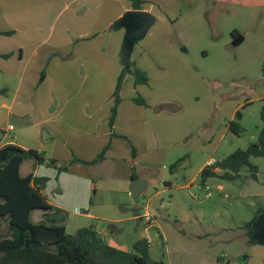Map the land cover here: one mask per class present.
Wrapping results in <instances>:
<instances>
[{"label": "rangeland", "instance_id": "rangeland-1", "mask_svg": "<svg viewBox=\"0 0 264 264\" xmlns=\"http://www.w3.org/2000/svg\"><path fill=\"white\" fill-rule=\"evenodd\" d=\"M66 1L0 0V28L7 20L10 25L16 23L14 17L22 16L29 23L34 15L40 18L41 28L33 23L37 30L49 33L55 15L62 11L64 15L56 27L65 26L61 22L66 14L70 16L62 10ZM175 1L144 0L141 4L140 9L152 13L155 22L135 43L129 61L145 72L148 82L135 84L134 75L127 73L120 92L125 100L139 96L146 101L145 113L153 117L147 121L156 132L151 144L147 149H136L127 137L125 141L112 139L116 147L109 154L104 152L103 158L95 162L80 161L84 171L73 167L65 176L61 173L77 162L76 157L62 166L41 164L38 174L47 178L44 195L52 203L65 205L62 215L67 234L92 226L107 242L125 251H131L136 240L146 238L152 261L264 264V246L250 241L246 226L254 212L264 208V193L242 194L249 178L264 186V157L250 158L257 167L254 177L244 169L238 178L229 180L221 177L223 170L215 169L216 175L204 182L210 187L209 198L204 197L200 181L201 169L210 157L222 160L235 149L245 148L262 128L259 111L264 100V0ZM19 2L24 5H12ZM110 2L114 5L105 6V21L93 26L90 35L69 40L71 49L97 45L96 52L106 57V65H112L115 58L122 66L119 51L124 29L113 30L111 25L119 18L115 17L117 12L132 4L130 0H104V4ZM80 26L82 20L77 29ZM71 29L75 31L73 26ZM234 31L243 38L236 45L232 44ZM86 76L95 78L97 73L91 68ZM116 81L117 76L106 74L103 86L98 88L108 96ZM4 86L2 94L8 87ZM45 88L47 93H55L53 85ZM85 90L83 84L73 100L81 98ZM133 119L136 129L142 126V118ZM230 121L241 127L239 135L228 129ZM7 122L19 126L17 118ZM108 143L110 150L113 143ZM126 151L127 159L118 157ZM131 151L136 156L150 154V158H139L138 165H132ZM30 162L32 158L27 159ZM141 170L148 175L147 184L136 204L129 193V178L140 176ZM165 181L171 185L166 186ZM144 205L152 216L149 223L142 217ZM46 214V210L34 209L30 220L47 223ZM4 221L0 218V235L8 233Z\"/></svg>", "mask_w": 264, "mask_h": 264}, {"label": "crops", "instance_id": "crops-1", "mask_svg": "<svg viewBox=\"0 0 264 264\" xmlns=\"http://www.w3.org/2000/svg\"><path fill=\"white\" fill-rule=\"evenodd\" d=\"M174 3H176L175 0ZM12 5L22 7L24 3H12ZM62 5H64L62 10L65 14L68 12L70 16L66 14L61 22L65 26L59 24L56 27L64 13L62 11L55 15L54 21L50 24L49 33L37 30L33 23L40 27V18L34 15L28 19L29 23H25L27 20H22V16L14 17L13 21L16 23L10 25L7 20L0 28V90L4 89V85L8 86L5 94L0 93V130H2L0 146L11 143L23 149H35L45 158L54 159L60 165L66 164L65 162L73 160L74 157L80 161L90 162L109 141L113 143V148L107 149L105 151L107 153L116 147L114 140L125 141V137L136 149L139 147L147 149V145L153 140V135H156L153 124L147 121V119L152 120L153 117L145 113L148 107L135 103L132 97L129 98L130 100L121 98L118 103L113 122L115 136L110 138L108 118L113 91L111 88L106 96L101 93L98 86H103L106 74L112 73L118 76L122 66L115 61V58L112 60V65H106V57L96 52L97 45L83 48L74 46L71 49L72 40L69 38L73 37L74 40L90 35L93 26L96 27L98 22L105 21V6L114 4L112 2L104 4V0H67ZM128 9L133 8L128 5L118 11L115 17H120L121 13ZM81 20L82 26L77 29ZM72 26L75 31L71 29ZM94 33H98V30L92 32V35ZM91 68L93 73H97L95 78L86 76V71ZM42 71L44 77L39 81ZM83 84H86L85 93L76 101L73 100L78 98ZM47 85H53L52 91L55 93H47L45 88ZM94 87L95 89L91 92L90 88ZM73 101L75 104L70 106ZM160 104L164 105L161 102ZM160 112L162 110L156 113V117L161 115ZM137 116L143 119V123L136 129L137 124L132 118ZM11 117L19 120V126H13L7 122ZM1 118H4L6 122H2ZM126 119L130 123L124 124ZM10 125L12 129L9 130ZM160 137L161 134L157 142ZM130 155L129 161L132 165H138L139 158L148 160L150 158V154L136 156L132 151ZM118 157L127 159L128 152ZM27 159L19 168L20 174L31 173L34 177H43L38 174L42 165L33 158V162L27 163ZM80 161L75 162L68 171L61 174L69 175L67 173L71 172L73 167L83 172L84 170L81 169L83 164ZM23 166H26V171L21 173ZM140 173L141 175L135 178L147 180V173L144 174L142 170ZM163 183L166 186L171 185L169 181ZM44 189L45 187L41 189L42 195H44ZM44 197L51 205V209L46 210V216L49 219L47 224H63L65 216L62 215V209L65 205L52 203L45 195ZM254 215L255 212L252 218ZM112 245L116 246L114 243Z\"/></svg>", "mask_w": 264, "mask_h": 264}, {"label": "trees", "instance_id": "trees-1", "mask_svg": "<svg viewBox=\"0 0 264 264\" xmlns=\"http://www.w3.org/2000/svg\"><path fill=\"white\" fill-rule=\"evenodd\" d=\"M130 2L133 9H140L143 3L142 0ZM237 35L236 31L232 33L233 37ZM127 73L134 75L135 84L148 82L143 70L131 66L129 60L127 63L122 62L112 93V106L108 118L110 138L115 136L113 122L117 105L121 100L123 79ZM43 77L42 71L39 81ZM2 92L4 89L0 90V93ZM133 101L146 105V101L139 96L134 97ZM259 116L262 128L256 140L243 149H235L224 159L216 160L214 165L203 167L200 172L202 184L207 178L216 175L215 169L223 170L221 177L229 180L238 178L244 169L254 177L257 167L251 163L250 158L264 157V100ZM228 129L235 135L242 132L239 124L234 121L229 122ZM108 147L109 143L90 162L101 160ZM132 153L134 154V151ZM27 158H33L38 164L46 166L55 167L57 163L54 159L45 158L35 149H23L11 143L0 146V218H5L4 222L8 223V233L0 235V264H163L150 259L149 242L146 238L136 240L132 244V250L125 251L107 242L92 226L79 228L70 235L66 233L63 224L32 222L30 220L32 210H49L51 205L41 193L47 178L34 177L31 173L20 174L19 168ZM74 160L80 161L77 158ZM65 169L66 167H59V170ZM133 177L131 175L129 179Z\"/></svg>", "mask_w": 264, "mask_h": 264}, {"label": "water", "instance_id": "water-1", "mask_svg": "<svg viewBox=\"0 0 264 264\" xmlns=\"http://www.w3.org/2000/svg\"><path fill=\"white\" fill-rule=\"evenodd\" d=\"M155 17L147 10L128 9L111 25V29H124V35L120 46L121 61L127 63L136 42L143 39L150 27L154 24ZM242 36L234 37L232 44L242 41ZM240 117V114L237 116ZM146 180L142 178L131 179L129 193L134 202L138 204L139 196L146 188ZM264 193V186L253 178L247 179V184L242 191L243 195H256ZM138 207V205H137ZM249 239L254 244L264 246V208H259L254 217L247 223Z\"/></svg>", "mask_w": 264, "mask_h": 264}, {"label": "built area", "instance_id": "built-area-1", "mask_svg": "<svg viewBox=\"0 0 264 264\" xmlns=\"http://www.w3.org/2000/svg\"><path fill=\"white\" fill-rule=\"evenodd\" d=\"M8 129H9V130L12 129V126L10 125V126L8 127ZM215 162H216V159L213 158V157H210V158L206 161V164H205L204 167H210V166L214 165ZM201 188H202V191H203L204 197L209 198V197L211 196L210 187H209L208 185H206V184H202V185H201ZM143 208H144V212H143V214H142V217L144 218L145 222L149 223V222L152 221V216H151V214L148 212L147 205H144ZM148 242H149V240H148Z\"/></svg>", "mask_w": 264, "mask_h": 264}, {"label": "flooded vegetation", "instance_id": "flooded-vegetation-1", "mask_svg": "<svg viewBox=\"0 0 264 264\" xmlns=\"http://www.w3.org/2000/svg\"><path fill=\"white\" fill-rule=\"evenodd\" d=\"M240 174V173H239ZM245 260L243 259L242 262H244Z\"/></svg>", "mask_w": 264, "mask_h": 264}]
</instances>
